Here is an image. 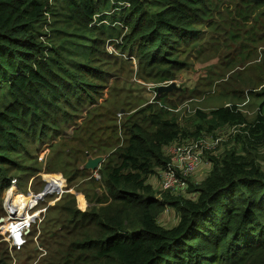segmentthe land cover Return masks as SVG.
<instances>
[{
  "label": "trees",
  "instance_id": "1",
  "mask_svg": "<svg viewBox=\"0 0 264 264\" xmlns=\"http://www.w3.org/2000/svg\"><path fill=\"white\" fill-rule=\"evenodd\" d=\"M251 1L264 8V0ZM211 2L0 0V217L15 171L40 170L28 164L33 144L55 134L58 118L73 106L99 100L116 70L107 42L116 41L157 82L172 79L185 63L184 46L196 45ZM163 97L141 106V119H109L113 140L96 146L104 152L119 144L116 162L99 167L110 208L82 210L74 198L51 206L41 244L38 239L46 251L40 264L82 258L88 264H264V99L253 118L229 103L198 111L207 123L190 125L167 108L154 110ZM233 126L239 130L228 134L226 149L206 153L210 170L202 181L188 174L185 189L162 191L149 180L172 158V145L221 137ZM66 145L52 146L59 154ZM47 168L53 169L50 157ZM56 182L61 187L65 180ZM167 208L178 217L170 226L161 222ZM35 233L21 249L35 242ZM0 264L7 263L0 258Z\"/></svg>",
  "mask_w": 264,
  "mask_h": 264
},
{
  "label": "rangeland",
  "instance_id": "2",
  "mask_svg": "<svg viewBox=\"0 0 264 264\" xmlns=\"http://www.w3.org/2000/svg\"><path fill=\"white\" fill-rule=\"evenodd\" d=\"M211 1L210 12L201 24L202 28L196 45H189L187 50L184 46L185 53L181 58L185 63L182 67L175 69V76L172 79L157 82L140 69L135 57L117 48L116 41L115 43L107 42L111 60L117 59L114 62L115 67L111 69L116 68V70L105 82L99 100L95 103L87 101L84 106H73L71 113L58 118L60 124L55 134L51 135L46 142L33 144L32 160L28 164L36 163L40 170L28 173L21 167L15 171L18 189L24 193L30 190L36 193L41 192L44 175L49 179L54 178L55 181L58 180L57 178L65 180L66 187L69 188L66 191L65 187L64 192L67 193L65 195L63 192L60 194L54 192L47 194L45 200L40 202V206L48 205L43 218L39 215L32 225L31 231L36 230L33 236L35 242L29 243L25 249L14 250L6 239V235L0 232V258L7 264L41 263L42 255L46 252L40 245L43 225L49 208L55 203L61 201V204L69 205L68 201L74 198L76 206L82 210L93 207L110 208L109 200L105 197L107 189L103 173L98 168V177L95 174L96 170L85 168L83 164L88 156L97 155L105 156L102 162L104 166H110L116 162V156H112V152L118 150L119 144L112 150L104 152L96 146L107 138L113 140L114 135L109 127L111 125L109 119H114L113 123H120L124 115L141 119L137 110L158 98L156 96L159 93L156 88L159 85L174 81L177 87L168 94L162 95L164 97L154 103V110L167 108L178 115L183 124L203 123L204 125L207 121L199 118L198 111L209 112L229 103L238 104L249 118L255 116L264 99L261 95L264 87V8L257 6L251 0ZM148 124L146 122V126ZM238 130L239 128L234 126L227 127L223 128L225 134L221 137L208 134L198 141L189 140L198 142L199 146L202 142L204 146L208 145L210 148L204 149L200 167L190 173L188 178L192 175V178L202 181L210 170L206 153L224 151L229 145L228 134ZM119 137L125 138V134L120 131ZM88 138L89 141H87ZM64 141L67 142L66 147L60 148L64 153L56 154L54 147L58 148ZM261 155H264V150L261 151ZM49 157L53 159L52 170L47 168ZM71 161H74L78 168L68 166L69 162L72 163ZM161 172L162 170L152 176L149 175V180L158 189H161ZM68 177L72 178L67 182ZM186 186L176 190H183ZM6 193L7 190L3 192L2 205L6 199ZM69 193L71 195L68 197ZM56 194L59 196H55ZM78 198L85 203L83 207ZM3 215L5 211L1 214ZM177 220L176 213L169 208L161 217V222L167 226L175 224ZM35 247L40 252H35ZM29 255L32 258L27 260ZM87 261L82 258L79 264H88Z\"/></svg>",
  "mask_w": 264,
  "mask_h": 264
},
{
  "label": "built area",
  "instance_id": "3",
  "mask_svg": "<svg viewBox=\"0 0 264 264\" xmlns=\"http://www.w3.org/2000/svg\"><path fill=\"white\" fill-rule=\"evenodd\" d=\"M200 138L197 139V141ZM218 140V139H217ZM198 142H185L182 144H174L170 147L169 152L172 158L167 162L162 169V191L174 190L187 185L186 175L195 171L203 161L204 149L210 148L208 145L201 146ZM96 169L95 174H97ZM48 175V174H47ZM60 179V178H57ZM45 185L42 191L48 187L46 194L43 192L28 191L24 193L18 189L17 177H13L10 186L6 189V199L3 203V220L0 221V232L5 236L14 250H19L27 241V236L31 233L32 225L35 223L39 215L43 218L47 205L40 206V202L45 200L47 194L56 192L60 194L64 192L67 183L65 182L61 187L54 179H49L44 175ZM56 184V186H55ZM11 190H14V202H10ZM20 191V192H19ZM24 194L25 197L30 196L27 204H19L24 198H16V194ZM55 196H59V195ZM25 209V210H24ZM41 218V220H42Z\"/></svg>",
  "mask_w": 264,
  "mask_h": 264
},
{
  "label": "water",
  "instance_id": "4",
  "mask_svg": "<svg viewBox=\"0 0 264 264\" xmlns=\"http://www.w3.org/2000/svg\"><path fill=\"white\" fill-rule=\"evenodd\" d=\"M177 85L174 81L168 82L166 84L159 85L156 89L158 91V95L156 97H161L162 95H165L169 93L170 91L176 89ZM105 156L104 155H97V156H88L87 161L83 164L85 168H91L93 171L98 169L100 167V164L102 161H104ZM48 187H46L42 192L43 196L46 194ZM3 220V217H0V221Z\"/></svg>",
  "mask_w": 264,
  "mask_h": 264
},
{
  "label": "bare ground",
  "instance_id": "5",
  "mask_svg": "<svg viewBox=\"0 0 264 264\" xmlns=\"http://www.w3.org/2000/svg\"><path fill=\"white\" fill-rule=\"evenodd\" d=\"M17 196H16V198L17 199H20V197H23L24 199L19 203V204H21V205H23V204H27L28 203V201H29V199H30V196H28V197H25V195L24 194H20V193H18V194H16ZM14 190H11V197H10V202H14ZM25 210V209H24Z\"/></svg>",
  "mask_w": 264,
  "mask_h": 264
}]
</instances>
